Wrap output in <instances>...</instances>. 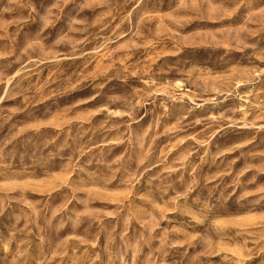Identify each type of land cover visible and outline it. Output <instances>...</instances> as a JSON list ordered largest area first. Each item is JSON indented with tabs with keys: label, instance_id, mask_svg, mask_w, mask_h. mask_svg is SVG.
<instances>
[{
	"label": "rangeland",
	"instance_id": "374dc122",
	"mask_svg": "<svg viewBox=\"0 0 264 264\" xmlns=\"http://www.w3.org/2000/svg\"><path fill=\"white\" fill-rule=\"evenodd\" d=\"M0 264H264V0H0Z\"/></svg>",
	"mask_w": 264,
	"mask_h": 264
}]
</instances>
